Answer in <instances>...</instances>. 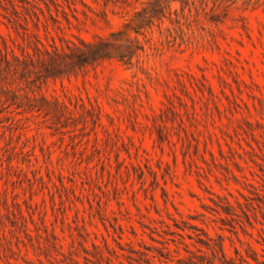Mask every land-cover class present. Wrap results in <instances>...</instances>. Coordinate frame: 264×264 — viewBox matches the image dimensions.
<instances>
[{
    "label": "rangeland",
    "instance_id": "obj_1",
    "mask_svg": "<svg viewBox=\"0 0 264 264\" xmlns=\"http://www.w3.org/2000/svg\"><path fill=\"white\" fill-rule=\"evenodd\" d=\"M151 1L0 0V264H264V0Z\"/></svg>",
    "mask_w": 264,
    "mask_h": 264
},
{
    "label": "trees",
    "instance_id": "obj_2",
    "mask_svg": "<svg viewBox=\"0 0 264 264\" xmlns=\"http://www.w3.org/2000/svg\"><path fill=\"white\" fill-rule=\"evenodd\" d=\"M174 1H177V0H153V1H151L147 6H144L140 10H137L135 15L132 18H130L129 21L125 22V25H124L125 27L124 28L114 32L113 34L115 35V34H118V33H124V32H126V31H128L130 29H135L137 31H140L142 29V27L145 26L144 22H142V21H146V20H151L152 21V19L154 17H158L160 19H163L166 16L165 5L163 3L164 2L172 3ZM180 1L182 2L183 7L185 6L186 3L189 4V0H180ZM137 16H138V18L141 17L142 20H137ZM101 42L104 43V44L108 43V41H106V39H103ZM129 51L130 52L127 53V54H123V53L119 54L120 59H122V60L127 62L126 59L132 57L136 50L134 51V50H132V48H130ZM251 183L254 186H256V188H258L255 183H253V182H251ZM258 193L261 194L262 192L258 189ZM234 206H235L234 203L230 199H228L227 200V204L225 206V209L227 211H230L228 209H233L234 210ZM252 249L254 250V248H252ZM251 255H253V257H255V259H257L258 261H261L259 256H257V254H251ZM243 259L245 261H247L249 264H252L249 261V259H247L245 257H243Z\"/></svg>",
    "mask_w": 264,
    "mask_h": 264
}]
</instances>
